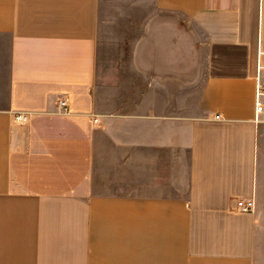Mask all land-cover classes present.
<instances>
[{
	"label": "crops",
	"instance_id": "obj_1",
	"mask_svg": "<svg viewBox=\"0 0 264 264\" xmlns=\"http://www.w3.org/2000/svg\"><path fill=\"white\" fill-rule=\"evenodd\" d=\"M106 1L0 0V264H264V0H132V95Z\"/></svg>",
	"mask_w": 264,
	"mask_h": 264
},
{
	"label": "rangeland",
	"instance_id": "obj_2",
	"mask_svg": "<svg viewBox=\"0 0 264 264\" xmlns=\"http://www.w3.org/2000/svg\"><path fill=\"white\" fill-rule=\"evenodd\" d=\"M147 15V10H142L132 0L119 6L113 0H107L100 9L97 41L99 75L107 80L119 74L122 90L131 95L140 93L144 86L129 62L136 42L143 33L142 22ZM180 22V27H184L183 21Z\"/></svg>",
	"mask_w": 264,
	"mask_h": 264
},
{
	"label": "built area",
	"instance_id": "obj_3",
	"mask_svg": "<svg viewBox=\"0 0 264 264\" xmlns=\"http://www.w3.org/2000/svg\"><path fill=\"white\" fill-rule=\"evenodd\" d=\"M257 91V99H256V105H257V113H263L264 114V104L261 101V98L264 96V90H263V86L259 84ZM67 102L66 100H62L60 101V105L65 108L67 106ZM218 117V116H217ZM16 118L19 121L25 122L28 120V115L25 114L24 112H19L16 115ZM99 119L95 118L94 121L98 122ZM258 121H262L259 119L258 117ZM237 206L239 207V209L243 212H251L254 210L256 203L254 199H241L238 201Z\"/></svg>",
	"mask_w": 264,
	"mask_h": 264
}]
</instances>
